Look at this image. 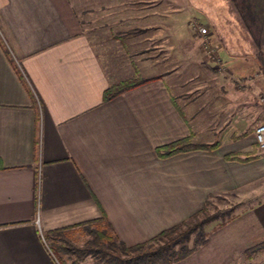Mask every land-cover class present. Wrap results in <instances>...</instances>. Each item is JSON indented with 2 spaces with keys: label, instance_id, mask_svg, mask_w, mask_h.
Returning a JSON list of instances; mask_svg holds the SVG:
<instances>
[{
  "label": "crops",
  "instance_id": "crops-1",
  "mask_svg": "<svg viewBox=\"0 0 264 264\" xmlns=\"http://www.w3.org/2000/svg\"><path fill=\"white\" fill-rule=\"evenodd\" d=\"M142 5L0 0V264H58L42 235L101 215L136 244L210 195L238 207L224 224H206V241L173 264H264V247L244 254L264 241V150L252 135L264 124V32L247 52L220 46L217 70L190 52L203 38L187 35L178 5L169 19ZM251 5L264 13V0ZM134 76L156 78L102 100ZM189 135L219 143L155 154Z\"/></svg>",
  "mask_w": 264,
  "mask_h": 264
},
{
  "label": "trees",
  "instance_id": "trees-1",
  "mask_svg": "<svg viewBox=\"0 0 264 264\" xmlns=\"http://www.w3.org/2000/svg\"><path fill=\"white\" fill-rule=\"evenodd\" d=\"M153 78L156 77L134 76L110 84L103 90L102 100L107 101ZM218 143H194L189 135L158 146L154 152L158 157H168L181 151L212 149ZM254 153V151L229 153L225 158L246 161L256 157ZM214 197L219 196H209ZM208 205L209 200H206L204 207L186 219L161 230L145 241L132 245H126L117 238L104 215L76 226L50 230L42 237L58 264H79L86 257L92 259L91 264H173L188 256L206 241L204 230L206 224L215 221L216 225L220 226L233 216L231 208L215 209L210 212ZM263 247L264 241L248 248L244 254L249 256Z\"/></svg>",
  "mask_w": 264,
  "mask_h": 264
},
{
  "label": "rangeland",
  "instance_id": "rangeland-1",
  "mask_svg": "<svg viewBox=\"0 0 264 264\" xmlns=\"http://www.w3.org/2000/svg\"><path fill=\"white\" fill-rule=\"evenodd\" d=\"M127 1L128 0H124V3L126 4ZM252 1L253 0H130V4L139 3L143 4L142 6L153 5L156 7H163L165 11L164 19H169L172 13L170 12V8L178 5L179 12L178 15H176L179 16V22H182L184 24L182 25L189 30L187 31V35L190 32L192 37L198 35L196 31L198 26H204L207 33L208 30L212 31L213 34L210 39L206 40L204 36L198 35L199 38H203L202 43L200 42L201 45L196 41L197 43L195 45L189 47L191 53L198 56L199 52H201L207 57V60H210V56H212L211 52L206 51L204 44L207 45V48L214 49L213 54L215 56H219L220 46L222 45L229 47L230 51H234V48L237 47L241 52H247L250 51V46L255 44L256 37L264 32V30L258 27V25H261V22L264 21V13L253 12V7L251 5ZM185 28L179 30L180 38H184L186 34ZM262 36L264 37V35ZM208 40L211 42L209 43ZM261 50L263 51V49ZM261 50L256 52L260 54L262 53ZM179 61L180 68L183 67V63L187 62V60L181 56ZM209 62L213 63L212 60ZM219 64L224 68V65L220 63V61ZM237 207L238 205L232 196L221 195L212 198L208 205L210 212L215 209L223 208H231L234 212ZM82 262L83 264H91L92 259L86 257Z\"/></svg>",
  "mask_w": 264,
  "mask_h": 264
},
{
  "label": "built area",
  "instance_id": "built-area-1",
  "mask_svg": "<svg viewBox=\"0 0 264 264\" xmlns=\"http://www.w3.org/2000/svg\"><path fill=\"white\" fill-rule=\"evenodd\" d=\"M196 31L199 36L205 37L207 34L206 28L204 26H198ZM204 48H206L207 52H211L212 56L210 55L208 56L211 57V60L213 61L215 68L217 70H223V67L220 66L219 64V61H220L219 57L213 54L214 49L207 48V45L205 44H204ZM252 135H253V140H254V144L256 146L257 151L258 152L263 151L264 150V124L259 123L255 125L252 130Z\"/></svg>",
  "mask_w": 264,
  "mask_h": 264
}]
</instances>
